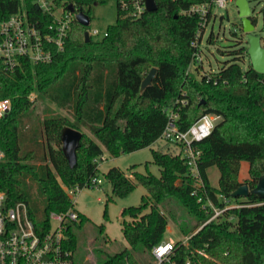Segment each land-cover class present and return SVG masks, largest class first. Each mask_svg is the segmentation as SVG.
I'll return each instance as SVG.
<instances>
[{
	"label": "trees",
	"instance_id": "1",
	"mask_svg": "<svg viewBox=\"0 0 264 264\" xmlns=\"http://www.w3.org/2000/svg\"><path fill=\"white\" fill-rule=\"evenodd\" d=\"M67 1L81 10L88 6L83 11L90 18L91 6L107 0ZM155 2L156 10L145 11L138 18L117 16L115 23L107 26L105 36L90 37L89 41L83 35L88 27L74 19L64 48L50 62L32 64L25 58L11 71L0 62V98H11L9 112L0 118V189L8 205L24 202L35 223L44 222L49 211H65L72 205L61 183L79 188L98 184L92 181L99 178L95 159L104 150L118 156L154 143L167 121L163 109L177 99H186L176 121L179 129H186L204 113L220 117L211 133L197 143L201 151L198 171L214 205L223 206L225 199L239 202L244 196L232 197V191L241 183L252 188L264 176V74L255 71L250 61L242 67L235 60L200 77L194 70L187 71L198 52L194 43L200 19L197 14L181 11L192 4L212 6V0ZM19 4V0H0V20ZM25 4L29 17H41L34 5ZM207 41L212 42V38ZM242 52L247 54L246 47ZM152 66L157 68L155 77L140 94L141 79ZM32 92L67 109L70 117L48 107L40 117L29 98ZM26 121L30 127H25ZM65 126L82 132L73 167L61 149L60 133ZM43 137L45 142L41 143ZM151 154L159 166V176L133 171L132 176L147 194L138 205L121 211L122 216L131 218L123 221V237L131 248L139 247L142 252H149L163 239L168 220L162 208L169 201L194 218L191 224L178 220L184 234L213 213L211 208H201L191 193L194 178L187 174L183 158L162 147L152 149ZM242 160L248 162V178L239 182ZM210 166L219 170L217 186L209 183L206 169ZM104 177L117 197L135 188L117 167L108 169ZM240 203L243 205L226 209L189 239L191 248L207 253L201 257L202 264H264V199L249 193ZM78 216L79 221L69 223L68 229V244L73 250L78 244L73 228L89 221L84 214L78 212ZM93 226L99 233L104 230L102 224ZM93 250L102 257V264H135L128 249L114 254L100 247Z\"/></svg>",
	"mask_w": 264,
	"mask_h": 264
},
{
	"label": "built area",
	"instance_id": "2",
	"mask_svg": "<svg viewBox=\"0 0 264 264\" xmlns=\"http://www.w3.org/2000/svg\"><path fill=\"white\" fill-rule=\"evenodd\" d=\"M19 1L20 4L15 10L0 20V62L7 71L15 69L25 58L32 64L50 62L54 54L64 48L75 14L79 10L74 2L67 0ZM26 1L35 6L41 17H48V20L29 17ZM229 2L235 3V0H212V6L208 3L192 4L181 13L199 16L197 34L206 24L209 16L215 15L213 9L225 8ZM70 3L74 11L68 9ZM115 3L117 16L121 18H138L146 11L144 0H115ZM86 30L89 37L96 39L106 35V30L100 31L98 28ZM194 45L197 46V42ZM194 60L195 63H190L187 71L195 69L193 66L197 64L198 52ZM185 103L186 99H177L172 106L163 109L167 121L158 139L173 146L174 154L184 159L187 174L194 178V188L191 193L197 196L201 208L205 210L211 208L213 213L195 230L177 239H162L154 244L144 264H202L201 257H207V253L198 247L189 246L191 236L226 209L243 205L225 199L226 203L223 206H216L207 196L198 171L201 151L197 143L211 133L219 116L204 113L186 129H179L176 121L179 109ZM10 108L11 98H0V118L5 116ZM2 158L3 151L0 148V161ZM102 159L104 157L101 155L95 161L98 163ZM92 181L99 183L100 178H93ZM61 186L72 203L73 196L81 188L68 187L62 183ZM198 192L204 194V202L203 195ZM217 197L220 198L221 195ZM5 199L4 191L0 189V264H75L73 248L68 244V229L69 223L79 221V216L72 205L65 211H49L44 222L35 223L24 202L8 205Z\"/></svg>",
	"mask_w": 264,
	"mask_h": 264
},
{
	"label": "rangeland",
	"instance_id": "3",
	"mask_svg": "<svg viewBox=\"0 0 264 264\" xmlns=\"http://www.w3.org/2000/svg\"><path fill=\"white\" fill-rule=\"evenodd\" d=\"M247 1L251 10V17L254 20L253 33L259 35L261 43L264 44V0ZM87 9L88 6H83L84 11ZM213 14L215 15L209 16L206 24L196 34L198 60L193 67L198 77L201 74L216 72L223 63L228 61L235 60L242 67H245L249 62L248 54L242 52L243 48L247 47V41L246 34L241 29L235 3L229 2L225 8H215L213 9ZM116 18L115 0L93 4L90 8V22L87 27L104 31L107 26L115 23ZM209 36L212 38V42L207 41ZM30 99L33 101L34 113L39 114L40 117L44 115L43 110L46 107L53 112L70 117V112L67 109L57 107L53 101L38 92H32ZM34 117L35 115L33 114L32 119ZM219 120L220 117L218 118ZM25 127H30V122L26 121ZM81 130L92 137L86 128L81 127ZM44 142L45 139L43 137L41 143ZM20 144H22V140H20ZM159 147L168 148L173 153L175 151L173 146L161 139H157L154 143L144 148L118 156L111 155L107 150L103 151L104 159L98 162L100 182L94 187H82L72 198L73 209L84 214L89 219L81 228H73V232L78 236L77 247L73 250L75 264H102V257L93 250L94 247H100L103 252L109 254L128 249L135 260V264H144L146 262L149 252H142L139 247L131 248L123 237L121 230L123 221H130L131 218L122 216L121 211L125 207L138 205L141 202V197L147 194L146 189L141 184H138L132 176L133 171L139 173L149 172L159 176V166L152 161L151 154L152 149ZM111 167L119 168L135 183V188L124 197L113 195L111 186L104 177V174ZM247 169L248 162L242 160L239 168V176L241 178H248ZM206 173L210 185L217 186L219 178L218 168L210 166L207 168ZM243 198L241 197L239 202ZM39 203H41V199H39ZM162 210L167 215L168 220L163 239H177L184 234L178 226L179 219L188 224L194 222V218L189 216L179 204L174 203L172 200ZM105 213L106 216H104ZM93 224H102L104 230L99 233Z\"/></svg>",
	"mask_w": 264,
	"mask_h": 264
},
{
	"label": "water",
	"instance_id": "4",
	"mask_svg": "<svg viewBox=\"0 0 264 264\" xmlns=\"http://www.w3.org/2000/svg\"><path fill=\"white\" fill-rule=\"evenodd\" d=\"M146 11H154L157 9L155 0H144ZM238 16L240 18L241 29L246 34V53L248 54L252 68L258 73L264 74V46L261 44V37L253 33L254 20L251 17V10L247 0H235ZM68 9L74 11L73 5L68 4ZM75 19L81 25L87 26L90 22L89 15L79 9L75 14ZM85 41H89L90 37L87 30L84 31ZM157 68L152 66L145 76L141 79L139 93L141 94L146 87L152 84ZM82 132L78 129L65 126L60 133L61 149L67 160L69 167H73L76 163V149L79 146V140ZM249 193L255 194L264 199V176H260L254 185L250 188L248 184L241 183L231 193L232 197L244 196Z\"/></svg>",
	"mask_w": 264,
	"mask_h": 264
},
{
	"label": "crops",
	"instance_id": "5",
	"mask_svg": "<svg viewBox=\"0 0 264 264\" xmlns=\"http://www.w3.org/2000/svg\"><path fill=\"white\" fill-rule=\"evenodd\" d=\"M102 156L104 157V155L102 154ZM241 163V162H240ZM239 168H240V166H239ZM207 170V169H206ZM248 170V169H247ZM238 180H239V182H243L245 179L244 178H241L240 176H239V171H238Z\"/></svg>",
	"mask_w": 264,
	"mask_h": 264
}]
</instances>
